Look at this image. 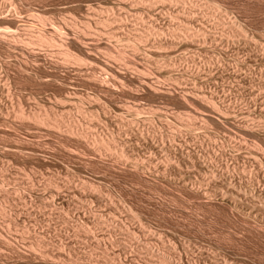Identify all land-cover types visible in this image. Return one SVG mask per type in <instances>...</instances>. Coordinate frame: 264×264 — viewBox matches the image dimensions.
<instances>
[{"label":"rangeland","instance_id":"rangeland-1","mask_svg":"<svg viewBox=\"0 0 264 264\" xmlns=\"http://www.w3.org/2000/svg\"><path fill=\"white\" fill-rule=\"evenodd\" d=\"M160 1L0 0V78H2L0 79V107H3L6 114L0 112V189L4 188V191L8 193L0 191L5 196L3 200L0 194V205H5V211H7L3 213L0 209V264H264V0H202L203 2L197 0L198 4L197 1L183 0L182 3H187L184 6L182 3L180 4L179 0V2L172 0L173 4L170 2L171 0ZM175 1L176 5H174ZM189 2L193 6L197 4V7L196 5L189 6ZM157 3L159 4L156 5ZM190 10L195 12L193 14L196 17L192 16L193 18L189 19L187 15L185 16V11L188 14ZM139 13L141 14L139 15ZM167 15H172L171 17L174 16V18H169L170 16ZM108 16L117 20V17H123V22H120L122 23L120 25L117 23L119 20L110 19L113 23L105 25L106 28H103L104 24L102 25L98 20ZM179 21L182 23L180 24ZM72 23L77 27H74ZM86 23H89L90 26L93 25L91 29L94 31L91 32L94 33L96 41L89 45L95 52L94 56L98 59L93 60L95 64L93 63L92 66L90 64H86L87 67L83 65L84 69L82 66L73 65V62L62 56L58 48L47 43L42 42L44 46L41 41L29 44L30 47H35L34 52H27L21 44L20 47L19 43L22 41L15 44L14 47L9 43L12 38L16 40V35L18 37H25L30 33L32 35L33 32L36 33L33 30L39 28L42 29L40 31L47 34H54L60 24L64 28L62 31L59 30L62 32L61 36L66 42L68 40L69 45L76 51L78 47H73L74 45L71 43L74 41V37L77 38L78 34L87 31ZM53 24H57V27L55 28ZM28 26L30 27L28 28ZM142 26L145 27L142 28ZM152 26L155 30L161 27L160 29L164 30L165 35L158 38L157 31L154 34L153 30L151 36L154 35L148 39L150 42L134 40L132 34L141 32L146 34L153 28ZM185 28L201 29L204 31L203 38L201 35L200 39L191 38L187 35ZM107 29L116 30V32L122 33V36L131 33V35L129 34L130 39L134 41L129 39L130 42L127 43L128 38L124 37L126 43H123L125 44L123 48L126 59L130 60L125 61L127 64H124L123 61L119 62L120 60L113 59L107 54L109 49H114L113 53H117L120 49V45H117L118 42L114 38L108 39V36L106 39L104 33ZM125 30L128 32H126L127 34L123 32ZM172 30L175 32L174 46L161 48L159 43L170 40L169 33ZM76 31L77 35H75ZM54 35L61 37L57 32ZM161 38L164 40L162 41ZM111 42H113V46ZM105 43H109L107 44L109 46H106ZM92 44L97 46L96 50ZM133 44L140 48L139 52L134 53ZM23 45L28 46L27 44ZM8 47L10 48L8 49ZM106 47L107 49L109 47L108 51ZM116 47L119 48L116 49ZM143 47L146 51L143 50ZM23 50L25 51L24 55ZM79 52L81 53L80 50ZM64 60L68 62H64ZM28 63L31 65L29 66ZM101 64L108 68V72H116L118 78L107 76L106 71L99 68L100 66L98 67ZM110 66L111 68H109ZM80 68L82 69L80 70ZM33 70L35 71L33 72ZM92 75L97 78L99 76V78H94ZM90 78L97 80L93 81ZM106 79L109 82L104 83ZM90 80H92L91 83ZM52 82L53 84H51ZM147 83L149 86L154 85L156 89L159 88V94L154 93ZM7 84L8 86H6ZM61 87L63 88L61 89ZM185 95L190 96V99ZM183 96L186 98L184 99ZM80 97H82L81 100ZM211 102L215 103L214 107ZM2 103H7V105L4 106L5 104ZM18 103L25 111L28 109L26 112L34 109L41 113L43 110L54 107L58 113H64L65 118L63 113L60 115L65 122L67 121L66 124L72 118L77 122L80 121L79 124H83L84 129L91 137L100 134L105 138L107 134L110 138L116 132L114 137L122 146L118 147L119 149L116 151L119 153L120 149L125 148L129 152L133 150L135 152H130L132 154L128 152L131 156L127 160V158H119L117 152L108 149L101 150V147L99 149V152L103 151L101 154L96 150L92 151L88 147H84L86 146L84 143L82 145L75 142V139L64 130L59 132L55 128L47 129L48 126L43 127L35 123L34 120L22 119L23 117L18 116V111H16L21 107ZM41 103L43 106L38 107ZM79 103L85 111L94 112L93 115L96 113L94 115L96 119L94 120L91 115L90 117L79 113L77 111L81 109ZM44 106L48 109H45ZM102 106L108 107L107 110L111 109L110 113L107 111L109 116L103 113ZM121 106L127 108L121 110L122 108H119ZM137 106L141 111L138 110L137 117L139 119L135 118L138 123L134 125L129 122V119L134 116L133 112L126 109L137 108ZM6 107L10 108L9 111ZM148 110L150 111L148 112ZM6 112H10V114ZM123 120L124 122H122ZM105 121L107 122L105 123ZM116 122L124 124L119 125L124 129L118 128ZM139 122L140 125H138ZM34 123L35 125H33ZM120 129H122L121 132L124 131L123 134L117 133V130ZM140 130H142V134L144 133L140 135L142 137L136 134L140 133ZM137 138L138 140H136ZM11 144L13 145L11 146ZM184 158L188 160L184 162ZM160 160L162 161L160 162ZM4 167L6 168L4 169ZM2 169L5 171L3 172ZM57 179L59 185L56 183L57 181L54 182ZM82 179L86 180V184ZM65 180L68 184L72 183L69 184V188L68 184L65 186ZM53 183L54 185H52ZM55 183L57 186L63 187L59 188V195L54 198V204L49 208L45 202L48 199L49 202L52 201L50 191L54 192ZM91 183L95 184V187L99 185L96 187L97 189L100 187V190L95 189L97 197L94 195V191L91 192L93 190L89 185ZM76 187L78 188L74 190ZM97 193L101 195L99 196ZM253 193L255 194L253 195ZM257 193L261 196L259 197ZM15 195L17 198L21 197V200L22 196L26 198L23 197L24 201H20ZM75 196L81 197L77 199ZM99 197L100 199H98ZM6 198L8 201L5 200ZM62 199L73 200L72 202L75 203H68ZM17 200L20 202L18 203ZM16 203L23 205L17 206ZM86 211L88 213L93 211L98 216L102 215L100 219L105 220L104 225L96 227L92 220L95 214L92 212L94 216L92 213L88 215ZM18 213H20L18 215L20 217L17 216ZM27 213L33 218L29 219L28 217V220ZM24 214L27 215L24 216ZM33 214L36 216L35 218ZM89 219L92 221L90 222ZM83 222L87 223L83 225ZM59 229H62V233L59 232ZM6 239L9 240V245ZM3 240L6 241V245Z\"/></svg>","mask_w":264,"mask_h":264},{"label":"bare ground","instance_id":"bare-ground-1","mask_svg":"<svg viewBox=\"0 0 264 264\" xmlns=\"http://www.w3.org/2000/svg\"><path fill=\"white\" fill-rule=\"evenodd\" d=\"M137 1H138V0H137ZM158 1H160V0H158ZM164 1H165V0H164ZM164 1H163V2H164ZM173 1H174V0H173ZM173 1L171 0L170 2H172V4H173V3H174ZM179 1H180V4H181V3L184 2L185 0H184V1H183V0H182V1L179 0ZM179 1L177 0V2H179ZM193 1H197V0H193ZM139 2H140V1H139ZM160 2H161V1H160ZM177 2L175 1V4H174V5H176ZM191 2H192V0H191ZM191 2H189V3H190V5L188 4L189 6L192 5ZM201 2H203V1L201 0ZM143 3H144V1H143ZM147 3H148V2H147ZM147 3H146V4H147ZM152 3H154V2L152 1ZM155 3H156V2H155ZM195 3H196V2H195ZM90 4H91V3H90ZM136 4H137V3H136ZM158 4H159V3H157L156 5H158ZM160 4H161V3H160ZM178 4H179V3H178ZM182 4H183V6H184L185 4L187 5V3H182ZM197 4H198V1H197ZM197 4H195L196 7H197ZM98 5H99V4H98ZM153 5H154V4H153ZM161 5H162V4H161ZM195 5H194V6H195ZM209 5H210V4H209ZM103 6H104V4H103ZM146 6H147V5H146ZM163 6H164V5H163ZM180 6H181V5H180ZM192 6H193V5H192ZM194 6H193V7H194ZM202 6H203V3H202ZM213 6H214V5H213ZM88 7H90V6H88ZM88 7H87V8H88ZM151 7H152V6H151ZM151 7H149V8L152 10L153 7H152V8H151ZM198 7H199V5H198ZM203 7H204V6H203ZM216 7H217V4H216ZM94 8H96V7L94 6ZM154 8H155V7H154ZM161 8H162V7H161ZM184 8H185V7H184ZM184 8H183V9H184ZM191 8H192V7H191ZM219 8H220V7H219ZM98 9H99V8H98ZM156 9H157V8H156ZM158 9H159V8H158ZM158 9H157V10H158ZM178 9H179V8H178ZM181 9H182V7H181ZM186 9H187V8H186ZM193 9H194V8H193ZM96 10H97V9H96ZM101 10H103V9H101ZM112 10H113V9H112ZM120 10H122V9H120ZM124 10H125V9H124ZM93 11H94V10H93ZM107 11H108V10H107ZM187 11H188V10H187ZM187 11H185V13H184V12H183V13L185 14V16L187 15V17H189V19H191L192 16H195V15L193 14L194 11L192 12V11L190 10L188 14L186 13ZM89 12H90V11H89ZM94 12H95V11H94ZM104 12H105V11H104ZM104 12H102V13L104 14ZM127 12H128V11H127ZM158 12H159V11H158ZM170 12H171V11H170ZM177 12H178V11H177ZM199 12H200V11H199ZM91 13H92V12H91ZM105 13H106V12H105ZM109 13L111 14V12H109ZM113 13H114V12H113ZM148 13H149V12H148ZM150 13H151V12H150ZM178 13H179V12H178ZM180 13H182V12H180ZM183 13H182V14H183ZM194 13H195V12H194ZM34 14H35V13H34ZM34 14H33V15H34ZM97 14H98V13H97ZM99 14H100V12H99ZM119 14H120V13H119ZM140 14H141V13H139V15H140ZM156 14H157V13H156ZM159 14H160V13H159ZM161 14H162V13H161ZM205 14H206V13H205ZM85 15H87V14H85ZM94 15H95V14H94ZM104 15H105V14H104ZM111 15H112V14H111ZM116 15H118V14H116ZM139 15H138V16H139ZM142 15H143V14H142ZM179 15H180V14H179ZM36 16H37V15H36ZM100 16H101V15H100ZM100 16H99V17H100ZM105 16H106V15H105ZM124 16H126V15H124ZM161 16H162V15H161ZM167 16H170V15H167ZM171 16H172V15H171ZM171 16H170L169 18H172ZM206 16H207V14H206ZM41 17H42V16H41ZM90 17H91V15H90ZM115 17H116V16H115ZM159 17H160V15H159ZM164 17H165V16H164ZM164 17H163V18H164ZM181 17H183V16H181ZM195 17H196V16H195ZM209 17H211V16H209ZM88 18H89V17H88ZM88 18H87V19H88ZM93 18H96V17H93ZM93 18H92V19H93ZM117 18H118V20H119V22H117V23L123 22V19H122L123 17H117ZM154 18H155V17H154ZM154 18H153V20H154ZM173 18H174V16H173ZM173 18H172V19H173ZM192 18H193V17H192ZM6 19H7V18H6ZM41 19H42V18H41ZM77 19H78V18H77ZM77 19H75V20H77ZM96 19H97V18H96ZM98 19H100V18H98ZM110 19H113V18H112V17L110 18V17L108 16V17H105V18H103V19L101 18V20H98V21H100L102 25L104 24V26H105V25H109L110 23H113V21H118V20L115 19V18H114L115 20L113 19V21L110 20ZM127 19H128V18H127ZM132 19H133V18H132ZM144 19H145V18H144ZM144 19H143V20H144ZM148 19H149V18H148ZM186 19H187V18H186ZM194 19H195V18H194ZM197 19H198V18H197ZM73 20H74V19H73ZM79 20H80V19H79ZM89 20H90V18H89ZM151 20H152V19H151ZM157 20H158V19H157ZM162 20H163V19H162ZM178 20H179V19H178ZM68 21H70V20H68ZM80 21H81V20H80ZM87 21H88V20H87ZM98 21H97V22H98ZM129 21H131V20H129ZM140 21H141V19H140ZM166 21H167V20H166ZM175 21H176V20H175ZM41 22H42V21H41ZM52 22H53V21H52ZM71 22H72V20H71ZM82 22H83V21H82ZM85 22H86V21H85ZM88 22H90V21H88ZM100 22H99V23H100ZM138 22H139V20H138ZM173 22H174V20H173ZM189 22H190V21H189ZM189 22H188V23H189ZM50 23H51V22H50ZM58 23H59V22H58ZM58 23H57V24H58ZM73 23H74V22H73ZM73 23H72V24H73ZM130 23H131V22H130ZM142 23H143V22H142ZM144 23H145V22H144ZM150 23H151V22H150ZM152 23H153V22H152ZM154 23H155V22H154ZM177 23H178V22H177ZM179 23H180V21H179ZM181 23H182V22H181ZM181 23H180V24H181ZM183 23H184V22H183ZM194 23H195V22H194ZM197 23H198V22H197ZM57 24H56V25H57ZM72 24H71V25H72ZM82 24H83V23H82ZM82 24H81V25H82ZM86 24H87V26L85 25V27H86L85 29H87V31H85V33L82 32L83 34H78V36H76L77 38L74 37V41H72V43H71V44L74 45L73 47H75V46L78 47V49L81 51V53L79 52V50H78L77 48H75V49L78 50V51L76 50V51H77V52H76V51L74 50V48H72L71 45H69L68 40H67V42H66V40L61 36V33H62V32H60L59 30L62 31V29H64V28L62 27L63 25L61 26L60 24H59V27H57V26L54 25V24H53V25H54L55 28L57 27V28H56V31L54 30V31H55L54 34L57 32L61 37H58L57 35H54V34H52V33L47 34L46 32L40 31V30H42V29L39 28L38 30H33V31H36V33H34V32L32 31V32H33L32 35H31V33H30L29 35L27 34V36H25V37H24V36H23V37H22V36H19V37H18V35H16V38L14 37L16 40H14L13 38H12V40H9V39H8V40H9V43H10V44H13L12 47H14L15 44L17 45L19 42L22 41L21 43H19V46H20V44H21V45L23 46V49H26L27 52H34V51H35V49H34L35 47L32 45V46L34 47V48H32V47H30L31 45L29 46V44H34V42L37 43L38 41H41V43H42V42L47 43V44H49V45L54 46V48H58V49H59V52L62 54V56H64L65 59L70 60L71 62H73V65H79L78 67L82 66V68H83V65L85 66L86 64H90L91 66L94 65V64H95L94 61L98 59V58H96V56H94L95 52H94V50L90 47L91 45H89V44H91L92 42L94 43V41H96V40H95V35H94V33H92L94 30L92 31V29H91V28L93 27V25L90 26L89 23H86ZM94 24H95V23H94ZM115 24H116V23H115ZM121 24H122V23H120V25H121ZM137 24H138V23H137ZM137 24H135V25L137 26ZM156 24H157V23H156ZM159 24H160V23H159ZM198 24H199V23H198ZM65 25H67V24L65 23ZM73 25H74V24H73ZM99 25H100V24H99ZM117 25H118V24H117ZM146 25H147V23H146ZM146 25H145V26H146ZM151 25H152V24H151ZM151 25H150V26H151ZM188 25H190V24H188ZM188 25H187V26H188ZM68 26H69V25H68ZM138 26H139V25H138ZM145 26H144V27H145ZM29 27H30V26H28V28H29ZM32 27H33V26H32ZM44 27H45V26H44ZM46 27H48V26L46 25ZM52 27H53V26H52ZM52 27H51V28H52ZM54 27H53V28H54ZM60 27H61V29H60ZM69 27H70V26H69ZM74 27H77V25H74ZM79 27L81 28V26H79ZM99 27H100V26H99ZM119 27H122V26H119ZM125 27H126V26H125ZM125 27H124V28H125ZM131 27H134V26H131ZM144 27L142 26V28H144ZM152 27H153V26H152ZM162 27H163V26H162ZM238 27H239V26H238ZM238 27H237V28H238ZM41 28H42V25H41ZM48 28H49V27H48ZM55 28H54V29H55ZM80 28H79V29H80ZM103 28H106V26L103 27ZM107 28H108V27H107ZM127 28H128V27H127ZM127 28H126V29H127ZM129 28H130V27H129ZM153 28H154V27H153ZM153 28L150 29V30H148V32H147L146 34H143L142 32L136 34V33L133 32L134 34H132V35H134V36H133L134 40H136V41H140V42H142V41L146 42V40L150 39L149 37H152V36L155 34V31H157V32H156V35H157L158 38H160L159 36L162 37V35H165V33H163L164 30H163V29H160L161 27H160V28H157L156 30H155V28H154V29H153ZM168 28H169V27H168ZM237 28H236V29H237ZM240 28L242 29V27H240ZM26 29H27V28H26ZM32 29H33V28H32ZM36 29H37V28H36ZM70 29H71V28H70ZM75 29H76V28H75ZM77 29H78V28H77ZM81 29H84V28L82 27ZM94 29H96V28H94ZM97 29H99V28H97ZM108 29H110V27H109ZM108 29H107V30H108ZM116 29H117V28H116ZM122 29H123V28H122ZM136 29H137V28H136ZM148 29H149V28H148ZM169 29H170V28H169ZM169 29H168V30H169ZM236 29H235V30H236ZM68 30H69V29H68ZM107 30H106L105 33L103 32V33L106 35V39H107L108 36H109L108 39L114 38V39L118 42V44H117L116 42H115V43H116L117 45H120V49H118L119 47H118V48L116 47V49H118V52H117V53H113L114 49H112V50H113V51H112V50H110L109 47H108V49H109V51H108V49H107V47H106L108 53H107L106 51H105V52H106L108 55H110L109 57L112 56L113 59L115 58V59L118 60V61L120 60L119 62H122V61H123L124 64H127V62H125V61H128L129 59H128V60L126 59L125 51H124V48H123V47L125 46V44H123V43H126V41H124V37H125L126 39L128 38L127 43L130 42L129 39L131 38V36H130L131 33H129V34H130V35H129V34H127L128 32L125 30V31H123V32H125V33L127 32V33H126L127 35L125 36V34H123V36H122V35H121L122 33L120 34L119 32H116V30H108V31H107ZM153 30H154V34L151 36V33H153ZM170 30H171V29H170ZM175 30H176V29H175ZM185 30H186L187 35L190 36L191 38L193 37V39H195V38H196V39H200V38H199L200 35H201L202 38H203V35H204V34L202 35V33H204V31H202L201 29H198V28H187V29H186V28H185ZM46 31H47V30H46ZM73 31H74V29H73ZM83 31H84V30H83ZM91 31H92V32H91ZM98 31H99V30H98ZM117 31H118V30H117ZM119 31H120V30H119ZM128 31H129V30H128ZM130 31H131V30H130ZM133 31H134V30H133ZM140 31H141V29H140ZM146 31H147V30H146ZM165 31H166V30H165ZM242 31H244V30H242ZM47 32H48V31H47ZM59 32H60V33H59ZM74 32H75V31H74ZM74 32H73V34H74ZM95 32H96V30H95ZM180 32H181V31H180ZM70 33H71V31H70ZM77 33H78V32L76 31L75 35H77ZM80 33H81V32H80ZM96 33H97V32H96ZM98 33L100 34V32H98ZM101 33H102V32H101ZM174 33H175L174 30H172V32L169 33L170 36H171V38H170V36H169L170 40H166V41L163 42V43H162V42L159 43L160 46H161V48H166V46H170V45L174 46V45H173V44H174V38H175V36H174L175 34H174ZM234 33H235V32H234ZM135 34H136V35H135ZM184 34H185V33H184ZM23 35H24V33H23ZM30 35H31V36H30ZM34 35H35V36H34ZM69 35H70V34H69ZM71 35H72V34H71ZM233 35H234V34H233ZM13 36H14V35H13ZM97 36H98V35H97ZM102 36H103V35H102ZM127 36H130V37H127ZM176 36H177V35H176ZM184 36H185V35H184ZM3 37H4V36H3ZM17 37H18V38H17ZM66 37H67V36H66ZM166 37H167V36H166ZM185 37H186V36H185ZM194 37H195V38H194ZM6 38H7V37H6ZM177 38H178V37H177ZM211 38H212V37H211ZM215 38H216V37H215ZM71 39H72V38H71ZM97 39L99 40V37H98ZM101 39H102V37H101ZM186 39H187V38H186ZM189 39H190V38H189ZM196 39H195V40H196ZM0 40H1V38H0ZM5 40H6V39H5ZM92 40H93V41H92ZM130 40H132V39H130ZM134 40H132V41H134ZM161 40H162V38H161ZM163 40H164V39H163ZM163 40H162V41H163ZM195 40H194V41H195ZM2 41H3V40H2ZM36 41H37V42H36ZM69 41H70V40H69ZM111 41H113V40H111ZM148 41H149V40H148ZM153 41H154V40H153ZM153 41H152V42H153ZM180 41H181V40H180ZM186 41H187V40H186ZM186 41H185V42H186ZM199 41H200V40H199ZM213 41H214V40H213ZM23 42H24V43H23ZM32 42H33V43H32ZM70 42H71V41H70ZM144 42H143V43H144ZM149 42H150V41H149ZM158 42H159V41H158ZM176 42H177V41H176ZM182 42H183V41H182ZM195 42H196V41H195ZM38 43H39V42H38ZM98 43H99V42H98ZM101 43H102V42H101ZM101 43H100V44H101ZM109 43H110V42H109ZM109 43H107V44H109ZM112 43H113V42H111V45L113 46ZM133 43H134V42H133ZM153 43H154V42H153ZM180 43H181V42H180ZM187 43H188V42H187ZM221 43H222V42H221ZM223 43H224V42H223ZM4 44H5V42H4ZM23 44H27L28 46L23 45ZM105 44H106V43H105ZM105 44H104V45H105ZM107 44H106V46H109V45H107ZM134 44H135V43H134ZM134 44H133L134 47L132 46L134 53L139 52V51H140V48H139L137 45H134ZM141 44H142V43H141ZM141 44H140V45H141ZM144 44H145V43H144ZM175 44H176V43H175ZM188 44H189V43H188ZM36 45H37V44H36ZM42 45L44 46L43 43H42ZM93 45H94V44H92V46H93ZM101 45H102V44H101ZM130 45H131V43H130ZM180 45H181V44H180ZM6 46H7V45H6ZM9 46H10V45H9ZM40 46H41V45H40ZM45 46H46V45H45ZM47 46H48V45H47ZM55 46H56V47H55ZM94 46H95V47H94V49H95L97 46H96V45H94ZM99 46H100V45H99ZM157 46H158V45H157ZM164 46H165V47H164ZM181 46H182V45H181ZM20 47H21V46H20ZM37 47H39V46L37 45ZM146 47H147V46H146ZM182 47L184 48V46H182ZM9 48H10V47H8V49H9ZM41 48H42V47H41ZM48 48H49V47H48ZM98 48H99V47H98ZM111 48H112V47H111ZM126 48H127V46H126ZM126 48H125V49H126ZM143 48H144V47H143ZM150 48H151V47H150ZM153 48H154V47H153ZM179 48H180V46H179ZM37 49H38V48H37ZM39 49H40V47H39ZM99 49H100V48H99ZM127 49H128V48H127ZM176 49H177V48H176ZM187 49H188V48H187ZM12 50H13V48H12ZM15 50H16V49H15ZM95 50H96V49H95ZM101 50H102V49H101ZM141 50H142V49H141ZM143 50H145V48H144ZM154 50H155V49H154ZM159 50H160V49H159ZM164 50H166V49H164ZM168 50H169V49H168ZM16 51H17V50H16ZM21 51H22V50H21ZM45 51H46V50H45ZM45 51H44V53H45ZM52 51H53V49H52ZM52 51H51V52H52ZM82 51H83V52H82ZM102 51H103V50H102ZM102 51H101V52H102ZM130 51H131V50H130ZM145 51H146V50H145ZM151 51H152V49H151ZM157 51H158V50H157ZM36 52H37V51H36ZM36 52H35V53H36ZM38 52H39V50H38ZM42 52H43V51H42ZM105 52H104V53H105ZM126 52H127V51H126ZM131 52H132V51H131ZM24 53H25V51L23 50V55H24ZM97 53H98V52H97ZM27 54H28V53H27ZM143 54H144V53H143ZM148 54H149V53H148ZM28 55H29V54H28ZM28 55H27V56H28ZM96 55H97V54H96ZM105 55H106V54H105ZM128 55H129V54H128ZM138 55H139V54H138ZM145 55H147V54L145 53ZM40 56H41V55H40ZM40 56H39V57H40ZM45 56H46V54H45ZM59 56H60V54H59ZM134 56H136V55H134ZM140 56H141V55H140ZM28 57H29V56H28ZM34 57H35V56H34ZM47 57H48V56H47ZM49 57H50V56H49ZM97 57H100V56H97ZM107 57H108V56H107ZM109 57H108V58H109ZM141 57H142V56H141ZM146 57H148V56H146ZM153 57H154V56H153ZM40 58H41V57H40ZM50 58H51V57H50ZM59 58H60V57H59ZM95 58H96V59H95ZM104 58H105V56H104ZM34 59H35V58H34ZM45 59H47V58H45ZM52 59H53V57H52ZM56 59H57V58H56ZM94 59H95V60H94ZM133 59H134V58H133ZM143 59H144V58H143ZM26 60H27V59H26ZM93 60H94V61H93ZM36 61H37V60H36ZM59 61H61V60H59ZM65 61H66V60H64V62H65ZM101 61H102V60H101ZM129 61H130V60H129ZM24 62H26V61H24ZM28 62H29V61H28ZM33 62H34V61H33ZM38 62H39V64H40V61H38ZM50 62H51V61H50ZM53 62H54V61H53ZM66 62H68V61H66ZM107 62H108V61H107ZM133 62H134V61H133ZM163 62H164V61H163ZM34 63H35V62H34ZM41 63H42V62H41ZM74 63H75V64H74ZM93 63H94V64H93ZM98 63H99V62H97V64H98ZM105 63H106V62H105ZM134 63H135V62H134ZM134 63H133V64H134ZM159 63H160V62H159ZM24 64H25V63H24ZM28 64H29V63H28ZM35 64H36V63H35ZM39 64H38V65H39ZM68 64H70V63H68ZM97 64H96V67H97ZM99 64H100V63H99ZM162 64H163V63H162ZM162 64H161V65H162ZM30 65H31V64H29V66H30ZM63 65H64V64H63ZM103 65H104V63H103ZM105 65H106V64H105ZM111 65H112V64H111ZM115 65H116V64H115ZM130 65H132V64H130ZM136 65H137V64H136ZM25 66H26V65H25ZM29 66H28V67H29ZM32 66H33V65H32ZM58 66H59V65H58ZM68 66H69V65H68ZM99 66H100V67H99ZM107 66H108V65H107ZM124 66H125V65H124ZM124 66H123V67H124ZM133 66L135 67V65H133ZM137 66H138V65H137ZM23 67H24V65H23ZM23 67H22V68H23ZM73 67H74V66H73ZM85 67H87V65H86ZM94 67H95V66H94ZM96 67H95V68H96ZM98 67L101 68V69H103V70H105V71H106L105 73L108 74L107 76H109V77L111 76V77L114 78V79L118 78L116 72H108V68H106L105 66H102V64H101V65H98ZM127 67H128V66H127ZM33 68H34V67H33ZM35 68H36V67H35ZM39 68H40V67H39ZM54 68H55V67H54ZM82 68H80V70H81ZM89 68H90V67H89ZM109 68H111V66H110ZM114 68H115V67H114ZM116 68H118V67H116ZM120 68H122V67H120ZM130 68H133V67H130ZM130 68H129V69H130ZM138 68H139V67H138ZM36 69H37V68H36ZM40 69H41V68H40ZM57 69H58V68H57ZM69 69H70V67H69ZM83 69H84V68H83ZM91 69H92V68H91ZM122 69H123V68H122ZM110 70H111V69H110ZM118 70H119V69H118ZM133 70H134V69H133ZM137 70H138V69H137ZM21 71H22V70H21ZM24 71H25V69H24ZM24 71H23V72H24ZM34 71H35V70H33V72H34ZM56 71H57V70H56ZM126 71H127V70H126ZM26 72H28V71H26ZM40 72H41V70H40ZM52 72H53V71H52ZM88 72H89V71H88ZM100 72H101V71H100ZM141 72H142V71H141ZM36 73H37V72H36ZM93 73H95V72L93 71ZM118 73H119V72H118ZM121 73H122V72H121ZM143 73H144V72H143ZM55 74H56V73H55ZM84 74H85V73H84ZM98 74H99V73H98ZM101 74H102V73H101ZM137 74H138V73H137ZM137 74H136V75H137ZM145 74H146V73H145ZM147 74H148V73H147ZM28 75H29V74H28ZM38 75H39V74H38ZM38 75H37V76H38ZM41 75H42V73H41ZM44 75H46V74H44ZM94 75H95V74H94ZM99 75H100V74H99ZM105 75H106V74H105ZM138 75H139V74H138ZM148 75H149V74H148ZM29 76H30V75H29ZM47 76H48V75H47ZM51 76H53V75H51ZM51 76H50V77H51ZM55 76H56V75H55ZM92 76H93V75H92ZM93 77H94V76H93ZM121 77H122V76H121ZM144 77H147V76L144 75ZM33 78H35V77H33ZM57 78H59V77H57ZM94 78H97V77H94ZM98 78H99V76H98ZM98 78H97V79H98ZM106 78H107V77H106ZM119 78H120V77H119ZM140 78H141V77H140ZM140 78H139V80H140ZM0 79H2V78H0ZM30 79H31V78H30ZM39 79H40V78H39ZM43 79H44V78H43ZM43 79H42V81H43ZM49 79H50V78H49ZM55 79H56V78H55ZM59 79H60V78H59ZM90 79L93 80V78H90ZM97 79H95V80H93V81H96ZM142 79H143V77H142ZM7 80H8V79H7ZM44 80H45V79H44ZM47 80H48V79H47ZM84 80H85V79H84ZM88 80H89V78H88ZM92 80H90L89 82L91 83ZM99 80H100V79H99ZM109 80H111V79H109ZM117 80H118V79H117ZM121 80H122V79H121ZM121 80H120V81H121ZM137 80H138V79H137ZM139 80H138V81H139ZM143 80H144V79H143ZM150 80H151V79H150ZM150 80H149V82H150ZM1 81H2V80H1ZM28 81H29V80H28ZM30 81H31V80H30ZM38 81H39V80H38ZM101 81H102V80H101ZM101 81H100V82H101ZM115 81H116V80H115ZM138 81H137V82H138ZM151 81H152V80H151ZM6 82H8V81H6ZM25 82H26V81H25ZM44 82H45V81H44ZM54 82H55V81H54ZM58 82H60V81H58ZM98 82H99V81H98ZM107 82H109L108 79H106V81L104 80V83H107ZM117 82H118V81H117ZM123 82H124V81H123ZM129 82H131V81H129ZM134 82H135V81H134ZM147 82H148V81H147ZM0 83H1V82H0ZM4 83H5V82H4ZM37 83H38V82H37ZM66 83H67V82H66ZM102 83H103V82H102ZM111 83H112V82H111ZM111 83H110V84H111ZM113 83H115V82H113ZM131 83H132V82H131ZM38 84H40V83H38ZM43 84H44V83H43ZM51 84H53V82H52ZM54 84H55V83H54ZM59 84H61V83H59ZM88 84H89V83H88ZM93 84H94V83H93ZM93 84H92V85H93ZM98 84H99V83H98ZM120 84H121V83H120ZM123 84H124V83H123ZM123 84H122V86L125 85V84H124V85H123ZM147 84H148V83H147ZM153 84H155V83H153ZM30 85H31V84H30ZM75 85H76V84H75ZM84 85H85V84H84ZM6 86H8V84H7ZM23 86H24V85H23ZM39 86H40V85H39ZM43 86H44V85H43ZM46 86H47V85H46ZM54 86H55V85H54ZM57 86H58V85H57ZM60 86H61V85H60ZM70 86H71V85H70ZM93 86H94V85H93ZM97 86H98V85H97ZM99 86H100V85H99ZM110 86H111V85H110ZM110 86H109V87H110ZM126 86H127V85H126ZM129 86H130V85H129ZM134 86H135V85H134ZM141 86H142V85H141ZM144 86H145V85H144ZM148 86H149V84H148ZM152 86H154V85H152ZM152 86H151V85L149 86L150 89H151L154 93L159 94V93H158V92H159V90H158L159 88L156 89L155 86H154V87H152ZM40 87H41V86H40ZM40 87H39V88H40ZM67 87H68V86H67ZM130 87H131V86H130ZM136 87H137V86H136ZM21 88H22V87H21ZM44 88H45V87H44ZM57 88H58V87H57ZM62 88H63V87H61V89H62ZM102 88H103V87H102ZM115 88H117V87H115ZM8 89H9V88H8ZM59 89H60V88H59ZM68 89H69V88H68ZM117 89H118V88H117ZM66 90H67V89H66ZM102 90H103V89H102ZM102 90H101V91H102ZM147 90H148V89H147ZM151 90H149V91H151ZM10 91H11V90H10ZM77 91H78V90H77ZM99 91H100V90H99ZM99 91H98V92H99ZM169 91H170V90H169ZM8 92H9V91H8ZM73 92H74V91H73ZM105 92H106V91H105ZM153 92H152V94H153ZM161 92H163V91L161 90ZM161 92H160V93H161ZM64 93H65V92H64ZM145 93H146V92H145ZM147 93H148V92H147ZM167 93H168V92H167ZM70 94H71V93H70ZM70 94H69V95H70ZM107 94H108V93H107ZM149 94H150V92H149ZM161 94H162V93H161ZM186 94H187V92H186ZM9 95H10V94H9ZM77 95H78V94H77ZM87 95H88V94H87ZM91 95H93V94H91ZM103 95H104V92H103ZM108 95H109V94H108ZM181 95H182V94H181ZM70 96H72V95H70ZM78 96H79V95H78ZM88 96H89V95H88ZM101 96H102V95H101ZM134 96H135V95H134ZM136 96H137V94H136ZM141 96H142V95H141ZM149 96H151V95H149ZM153 96H154V95H153ZM156 96H157V95H156ZM185 96H186V95H185ZM187 96H188V95H187ZM187 96H186V97H187ZM199 96H200V95H199ZM201 96H202V95H201ZM82 97H83V96H82ZM82 97H80V100L82 99ZM90 97H91V96H90ZM112 97H113V96H112ZM138 97H139V96H138ZM163 97H164V96H163ZM186 97H185V98H186ZM189 97H190V96H189ZM189 97H187V98L190 99ZM28 98L30 99V97H28ZM83 98H84V97H83ZM85 98H86V97H85ZM91 98H93V97H91ZM139 98H140V97H139ZM179 98H180V97H179ZM183 98H184V96H183ZM185 98H184V99H185ZM195 98H196V97H195ZM197 98H199V97H197ZM205 98H206V97H205ZM9 99H10V98H9ZM31 99H32V98H31ZM59 99H60V98H59ZM59 99H58V100H59ZM66 99H67V98H66ZM71 99H72V98H71ZM77 99H79V98H77ZM86 99H87V98H86ZM93 99H95V98H93ZM98 99H99V98H98ZM101 99H102V98H101ZM140 99H141V98H140ZM203 99H204V98H203ZM10 100H11V99H10ZM60 100H61V99H60ZM60 100H59V101H60ZM200 100H201V99H200ZM211 100H212V99H211ZM1 101H2V100H1ZM25 101L27 102L26 99H25ZM35 101H36V100H35ZM72 101H73V100H72ZM72 101H71V103H72ZM88 101H89V100H88ZM99 101H100V100H99ZM183 101H185V100H183ZM203 101H204V100H203ZM206 101H207V100H206ZM4 102H5V101H4ZM11 102H12V101H11ZM67 102H68V101H67ZM21 103H22V102H21ZM28 103H30V102H28ZM28 103H27V104H28ZM33 103H34V102H33ZM60 103H61V102H60ZM64 103H65V102H63V104H64ZM77 103H78V102H77ZM77 103H76V104H77ZM80 103H82V102H80ZM80 103H79V105H80ZM105 103H106V102H105ZM207 103H208V102H207ZM2 104H5V103H2ZM30 104H31V103H30ZM65 104H66V103H65ZM68 104H69V103H68ZM74 104H75V103H74ZM101 104L104 105V103H101ZM119 104H120V103H119ZM119 104H118V105H119ZM211 104H212L213 107L215 106V105H214L215 103H212V102H211ZM6 105H7V103H6L4 106H6ZM15 105H16V104H15ZM18 105H19V107L21 106L19 103H18ZM41 105H42V103H41L40 105H38V107L41 106ZM83 105H84V104H83ZM83 105H82V106H83ZM118 105H117V106H118ZM126 105H127V104H126ZM206 105H207V104H206ZM1 106H3V105H1ZM34 106H35V104H34ZM42 106H43V105H42ZM68 106H69V105H68ZM76 106H77V105H76ZM87 106H88V105H87ZM106 106H107V104H106ZM106 106H102V107H103V111H104L103 113H105V115H108V112L110 113L109 110H111V109L107 110L108 107L106 108ZM117 106H116V107H117ZM124 106H125V105H124ZM212 106H211V107H212ZM7 107H8V106H7ZM7 107H6V108H7ZM12 107H13V106H12ZM19 107H18V109H19ZM44 107H45V106H44ZM44 107H43V108H44ZM48 107H49V105H48ZM66 107H67V106H66ZM80 107H81V105H80ZM114 107H115V105H114ZM4 108H5V107H4ZM34 108H35V107H34ZM36 108H37V107H36ZM46 108H47V107H45V109H46ZM58 108H60V107H58ZM61 108H62V107H61ZM119 108H120V109L122 108L121 110H123V109L125 110V108H127V107L123 108V107L121 106V107H119ZM119 108H118V110L120 111ZM128 108H129V107H128ZM138 108H139V107L137 106V108H133V109H132V108H129V109H126V110H128L129 112L132 111V112H133L132 115L135 116V114H136L135 117L133 116L131 119H129V122H130V123H134V125H135V123H138V121H137L135 118L139 119V117H137V115H139V112H138L139 109H138ZM7 109H8V111H9L10 108H7ZM7 109H6V110H7ZM12 109H13V108H12ZM25 109H26V108H25ZM47 109H48V108H47ZM53 109H54V107H53V108H49L48 110H43V112H41V113H40V112H37V110L35 111L34 109H33V111H30V112L28 111V112H26L28 109L25 111V110L23 109V107L21 106L20 109H19V110H16V111H18V116L20 115V117H23L22 119H27V121H31V120L33 121V120H34L35 123H38L39 125H42L43 127H44V126H48L47 129H49V127H50V128H55V129H56L57 131H59V132H62V131L64 130L65 132L68 133V135L72 136V138L75 139V142H77V143L79 142L80 144L84 143V144L86 145V146H84V147H88V149H90V150H92V151H93V150H96V152H97V151L99 152V151H100L99 149H100V147H101V150H102V149H105V150L108 149V150H110V151H112V152H113V151H114V152H117L116 150L119 149L118 147H122L121 144H120L119 142H117L116 137H114V134H116V132H114L113 134L111 133L112 135H111L110 138L108 137L107 134H106V137H105V138H104L103 135L101 136L100 134H97V135L95 134L93 137H91L90 135H88L89 133L86 132V130L84 129L83 124H82V123L79 124V122H80L79 120H78L79 122H77L76 119L73 120L74 118H72V120L68 121L69 123L66 124L67 121L65 122V120L62 119V118L64 117V113H63V112L58 113V111H57L56 109H54V110H53ZM77 109H78V108H77ZM83 109H84V108H83ZM83 109H82V107H81V109H79V110H77V111H78L79 113L81 112V114H83L84 116H87V115L90 116V115H91L92 118H94V120L96 119L95 116H94L96 113L93 115L94 112L89 113L88 111H85V109H84V110H83ZM141 109H142V108H141ZM151 109H152V107H151ZM14 110H15V109H14ZM14 110H13V112L15 113ZM55 110H56L57 112H56ZM115 110H117V109H115ZM156 110H157V109H156ZM38 111H39V110H38ZM41 111H42V110H41ZM65 111H66V110H65ZM67 111H68V110H67ZM107 111H108V112H107ZM139 111H141V110H139ZM149 111H150V110H148V112H149ZM152 111H153V110H152ZM0 112H1V113H4V111H3V107H0ZM106 112H107V113H106ZM132 112H131V113H132ZM134 112H135V113H134ZM144 112H145V111H144ZM146 112H147V111H146ZM153 112H154V111H153ZM1 113H0V114H1ZM6 113H7V114H8V113L10 114V112H6ZM61 113H63V117L61 116V115H62ZM65 113H66V112H65ZM67 113H68V112H67ZM125 113H127V112H125ZM159 113H160V112H159ZM4 114H5V113H4ZM11 114H12V113H11ZM16 114H17V113H16ZM60 114H61V115H60ZM69 114H70V113H69ZM77 114H78V113H77ZM115 114H116V113H115ZM123 114H124V113H123ZM129 114H130V113H129ZM140 114H141V113H140ZM146 114H147V113H146ZM163 114H164V113H163ZM5 115H6V114H5ZM71 115H72V114H71ZM105 115H104V116H105ZM119 115H120V117H121V114H119ZM132 115H131V116H132ZM144 115H145V114H144ZM189 115H190V114H189ZM0 116H1V115H0ZM3 116H4V115H3ZM10 116H11V115H10ZM67 116H69V115H67ZM91 116H90V117H91ZM108 116H109V115H108ZM116 116L118 117V115H116ZM116 116H115V117H116ZM140 116H141V115H140ZM193 116H194V115H193ZM6 117H7V116H6ZM11 117H12V116H11ZM13 117H14V116H13ZM15 117H16V116H15ZM20 117H19V118H20ZM61 117H62V118H61ZM73 117H74V116H73ZM90 117H89V118H90ZM98 117H99V116H98ZM98 117H97V118H98ZM120 117H119V120H121ZM122 117H123V116H122ZM145 117H146V116H145ZM163 117H164V116H163ZM191 117H192V116H191ZM3 118H4V117H3ZM17 118H18V117H17ZM19 118H18V119H19ZM64 118H65V117H64ZM77 118H78V117H77ZM92 118H91V119H92ZM99 118H100V117H99ZM99 118H98V119H99ZM124 118H125V117H124ZM140 118H141V117H140ZM147 118H148V117H147ZM166 118H167V117H166ZM185 118H187V117H185ZM0 119H1V118H0ZM4 119H5V118H4ZM4 119H3V120H4ZM6 119H7V118H6ZM20 119H21V118H20ZM91 119H89V120L91 121ZM122 119H123V118H122ZM144 119L146 120V118H144ZM187 119H188V118H187ZM191 119H192V118H191ZM7 120H8V119H7ZM82 120H83V119H82ZM87 120H88V119H87ZM92 120H93V119H92ZM112 120H113V119H112ZM145 120H144V121H145ZM167 120H168V119H167ZM22 121H23V120H22ZM98 121H99V120H98ZM101 121H102V120H101ZM139 121H140V120H139ZM164 121H165V120H164ZM187 121H188V120H187ZM4 122H6V121H4ZM23 122H24V121H23ZM91 122H92V121H91ZM106 122H107V121H105V123H106ZM122 122H124V120H123ZM125 122H126V120H125ZM145 122H147V121H145ZM29 123H30V122H29ZM32 123H33V122H32ZM35 123H34L33 125H35ZM116 123H117V122H116ZM130 123H129V124H130ZM23 124H24V123H23ZM102 124H104V123H102ZM107 124H108V123H107ZM117 124H118V123H117ZM121 124H122V123H121ZM121 124L119 123L118 126L121 125ZM141 124H142V123H141ZM167 124H168V123H167ZM172 124H173V123H172ZM202 124H203V123H202ZM19 125H20V124H19ZM27 125H28V124H27ZM86 125H88V124L86 123ZM95 125H96V124H95ZM122 125H124V124H122ZM136 125H137V124H136ZM138 125H140V122H139ZM142 125H143V124H142ZM20 126H22V125H20ZM36 126H37V125H36ZM106 126H107V125H106ZM125 126H126V125H125ZM168 126H169V125H168ZM170 126H171V125H170ZM22 127H23V126H22ZM27 127H29V126H27ZM27 127H26V128H27ZM31 127H32V126H31ZM39 127H40V126H39ZM64 127H65V128H64ZM87 127H88V126H87ZM91 127H92V126H91ZM91 127H90V128H91ZM121 127H122V129H124L123 126H119L118 128H121ZM132 127H133V126H132ZM45 128H46V127H45ZM85 128H86V127H85ZM88 128H89V127H88ZM92 128H93V127H92ZM107 128H109V126H107ZM125 128H126V129H129V128H127V127H125ZM139 128H142V127H139ZM167 128H168V127H167ZM38 129H39V128H38ZM86 129H87V128H86ZM122 129L117 130V131H118L117 133L119 134V132H120V133L123 134L124 131L121 132ZM147 129H148V128H147ZM56 130H55V131H56ZM92 130H93V129H92ZM95 130H96V129H95ZM104 130H105V129H104ZM104 130H103V132H104ZM109 130H110V129H109ZM136 130H137V128H136ZM143 130H144V128H143ZM169 130H170V129H169ZM43 131H44V130H43ZM88 131H91V130L88 129ZM97 131H98V130H97ZM112 131H113V130H112ZM114 131H115V130H114ZM125 131H126V130H125ZM144 131H145V130H144ZM144 131H143V132H144ZM170 131H171V130H170ZM34 132H35V131H34ZM38 132H39V131H38ZM48 132H49V131H48ZM59 132H58V133H59ZM65 132H63V133H65ZM101 132H102V131H101ZM108 132H109V131H108ZM110 132H111V130H110ZM131 132H134V131H131ZM139 132H140V133H136V134H138V135L140 136V135L142 134V130H140ZM63 133H62V134H63ZM95 133H96V132H95ZM106 133H107V132H106ZM145 133H146V132H145ZM15 134H16V133H15ZM48 134H49V133H48ZM65 134H66V133H65ZM124 134L126 135L127 133H124ZM131 134H132V133H131ZM133 134H135V133H133ZM143 134H144V133H143ZM143 134H142V135H143ZM173 134H174V133H173ZM28 135H29V134H28ZM36 135H37V134H36ZM38 135H39V134H38ZM50 135H51V134H50ZM56 135H57V133H56ZM68 135H67V136H68ZM120 135H121V134H120ZM125 135H124V136H125ZM12 136H14V135H12ZM17 136H18V135H17ZM53 136H54V135H53ZM61 136H62V135H61ZM89 136H90L92 139H91ZM133 136H134V135H133ZM133 136H132V137H133ZM173 136H174V135H173ZM56 137H57V136H56ZM63 137H64V135H63ZM107 137H108V138H107ZM129 137H130V136H129ZM129 137H128V138H129ZM140 137H142V136H140ZM140 137H138V138L140 139ZM68 138H69V137H68ZM138 138H137L136 140H138ZM31 139H32V137H31ZM31 139H30V140H31ZM59 139H60V138H59ZM63 139H64V138H63ZM69 139H70V138H69ZM130 139H131V138H130ZM130 139H129V140H130ZM16 140H17V139H16ZM33 140H35V139L33 138ZM66 140H67V138H66ZM72 140H73V139H72ZM122 140H123V139H122ZM124 140H125V139H124ZM17 141H19V140H17ZM139 141H140V140H139ZM22 142H23V141H22ZM22 142H20V143H22ZM71 142H73V141H71ZM116 142L119 143V144H117ZM126 142H127V141H126ZM136 142H137V141H136ZM147 142H148V141H147ZM173 142H174V141H173ZM13 143H14V142H13ZM15 143H16V142H15ZM17 143H18V142H17ZM27 143H28V142H27ZM29 143H30V142H29ZM29 143H28V144H29ZM37 143H38V142H37ZM45 143H46V141H45ZM67 143H68V142H67ZM69 143H70V142H69ZM138 143H140V142H138ZM138 143H137V144H138ZM35 144H36V143H35ZM40 144H41V143H40ZM72 144L74 145V143H72ZM84 144H82V145H84ZM12 145H13V144H11V146H12ZM16 145H17V144H16ZM36 145H37V144H36ZM43 145H44V143H43ZM82 145H81V146H82ZM122 145H123V144H122ZM152 145H153V144H152ZM37 146H38V145H37ZM39 146H40V145H39ZM77 146H78V144H77ZM77 146H75V147H77ZM130 146H131V145H130ZM130 146H128V147H130ZM171 146H172V144H171ZM7 147H8V146H7ZM20 147H21V146H20ZM68 147H69V146H68ZM78 147H79V146H78ZM140 147H141V146H140ZM18 148H19V147H18ZM30 148H31V147H30ZM30 148H29V149H30ZM80 148H81V147H80ZM123 148H124V146H123ZM130 148H131V147H130ZM169 148H170V147H169ZM10 149H11V147H10ZM10 149H9V150H10ZM13 149H14V148H13ZM34 149H35V148H34ZM45 149H46V148H45ZM67 149H68V148H67ZM70 149H71V148H70ZM75 149H76V148H75ZM132 149H133V148H132ZM6 150H7V149H6ZM14 150H15V149H14ZM16 150H17V149H16ZM20 150H21V148H20ZM32 150H33V149H32ZM38 150H39V149H38ZM90 150H87V151H90ZM108 150H107V151H108ZM136 150H137V149H136ZM11 151H13V150L11 149ZM18 151H19V150H18ZM22 151H24V150H22ZM40 151H42V150H40ZM43 151H44V150H43ZM48 151H49V150H48ZM66 151H67V150H66ZM92 151H91V153H92ZM110 151H109V152H110ZM133 151H134V150H133ZM133 151H130V152H133ZM14 152H15V151H14ZM27 152H28V151H27ZM32 152H33V151H32ZM34 152H35V151H34ZM36 152H37V151H36ZM68 152H69V151H68ZM72 152H73V151H72ZM98 152H97V153H98ZM101 152H103V151H101ZM101 152H99V153L101 154ZM128 152H129V151H128L127 149L125 150V148H124V149H122V150L120 149V152H119V153L117 152V153H118L119 158H120V157H121V158H125V159L127 158V160H128L129 157L131 156L130 154H132V153H130V152H129V153H130V154H129ZM134 152H135V151H134ZM134 152H133V153H134ZM259 152H261V151H259ZM262 152H263V151H262ZM30 153H31V152H30ZM66 153H67V152H66ZM70 153H71V152H70ZM94 153H95V152H94ZM2 154H3V153H2ZM15 154H16V153H15ZM25 154H26V153H25ZM36 154H37V153H36ZM110 154H111V153H110ZM114 154H115V153H114ZM167 154H168V152H167ZM263 154H264V153H263ZM28 155H29V154H28ZM30 155H32V154H30ZM65 155H67V154H65ZM68 155H69V154H68ZM93 155H94V154H93ZM95 155H96V154H95ZM171 155H172V154H171ZM187 155H188V154H187ZM6 156H7V155H6ZM42 156H43V153H42ZM71 156H72V154H71ZM118 156H117V157H118ZM181 156H182V155H181ZM185 156H186V155H185ZM189 156H190V155H189ZM252 156H253V155H252ZM257 156H258V155H257ZM35 157H36V155H35ZM40 157H41V155H40ZM68 157H69V156H68ZM74 157H75V156H74ZM80 157H81V156H80ZM135 157H136V156H135ZM170 157H171V156H170ZM190 157H191V156H190ZM190 157H189V158H190ZM192 157H193V156H192ZM254 157H255V156H254ZM75 158H76V157H75ZM5 159H6V158H5ZM40 159H41V158H40ZM68 159H69V158H68ZM125 159H124V160H125ZM130 159H132V158H130ZM134 159H135V158H134ZM134 159H133V160H134ZM138 159H139V157H138ZM171 159H172V158H171ZM256 159H257V158H256ZM3 160H4V159H3ZM9 160H10V159H9ZM9 160H8V162H9ZM73 160H74V159H73ZM127 160H126V161H127ZM174 160H175V159H174ZM181 160H182V158H181ZM185 160H188V159H185V158H184V162H185ZM190 160H192V159L190 158ZM259 160H261V159H259ZM89 161H90V160H89ZM95 161H96V160H95ZM95 161H94V162H95ZM141 161H142V160H141ZM161 161H162V160H160V162H161ZM167 161H168V160H167ZM69 162H70V161H69ZM131 162H132V161H131ZM160 162H159V163H160ZM170 162H171V161H170ZM173 162H174V161H173ZM256 162H257V161H256ZM6 163H7V162H6ZM9 163H10V162H9ZM87 163H88V162H87ZM126 163H127V162H126ZM139 163H140V162H139ZM178 163H179V162H178ZM181 163H182V162H181ZM192 163H193V162H192ZM195 163H196V162H195ZM7 164H8V163H7ZM64 164H65V162H64ZM89 164H91V163H89ZM140 164H141V163H140ZM166 164H167V163H166ZM185 164H186V163H185ZM56 165H58V164H56ZM133 165H134V164H133ZM133 165H132V166H133ZM136 165H137V163H136ZM157 165H158V164H157ZM161 165H162V164H161ZM187 165H189V164H187ZM201 165H202V164H201ZM3 166H4V165H3ZM8 166H9V165H8ZM165 166H166V165H165ZM179 166H181L180 163H179ZM47 167H48V166H47ZM65 167H66V166H65ZM189 167H190V166H189ZM194 167H195V166H194ZM5 168H6V167H4V169H5ZM8 168H9V167H8ZM58 168H59V167H58ZM131 168H132V167H131ZM136 168H138V166H136ZM136 168H135V169H136ZM158 168H159V167H158ZM48 169H49V168H48ZM135 169H134V170H135ZM198 169H199V168H198ZM2 170H3V169H2ZM2 170H1V171H2ZM65 170H66V169H65ZM127 170H129V169H127ZM132 170H133V169H132ZM4 171H5V170H3V172H4ZM6 171H7V170H6ZM31 171H32V170H31ZM60 171H61V170H60ZM83 171H84V170H83ZM129 171H130V170H129ZM140 171H141V170H140ZM198 171H200V170H198ZM132 172H133V171H132ZM136 172H137V169H136ZM138 172H139V170H138ZM35 173H36V172H35ZM35 173H34V175H36ZM37 173H38V172H37ZM1 174H4V173L1 172ZM134 174H135V171H134ZM27 175H28V174H27ZM29 175H30V174H29ZM69 175H70V174H69ZM136 175H137V174H136ZM6 176H7V175H6ZM138 176H139V175H138ZM140 176H142V175L140 174ZM140 176H139V177H140ZM2 177H4V176H2ZM2 177H1V178H2ZM4 178H5V177H4ZM4 178H3V179H4ZM53 178H54V177H53ZM7 179H10V178H7ZM49 179H50V178H49ZM54 179H56V178H54ZM54 179H53V180H54ZM73 179H74V178H73ZM78 179H79V178H78ZM30 180H31V179H30ZM69 180H71V179H69ZM82 180H84V179H82ZM87 180H88V179H87ZM15 181H16V180H15ZM15 181H14V182H15ZM31 181H32V180H31ZM56 181H57V182H56ZM72 181H73V180H72ZM85 181H86V180H84V184H86ZM97 181H98V180H97ZM100 181H101V180H100ZM50 182H51V180H50ZM54 182H56V183L58 184V179L55 180ZM60 182H61V181H60ZM67 182H68V181H67ZM69 182H70V181H69ZM75 182L77 183V181H75ZM81 182H82V181H81ZM95 182H96V181H95ZM102 182H103V181H102ZM56 183H55V184H56ZM63 183H64V181H63ZM70 183H71V182H70ZM70 183H69V184H70ZM88 183H89V182H88ZM50 184H51V183H50ZM57 184H56L55 187L53 186V188H54V192L50 191L51 194H52V195L50 194V195H51V198H52V201L49 202V201H48L49 199L47 200V202L44 201V202L48 205V206H47V205L44 203L47 207L52 206V205L54 204V200H55L54 198L57 197V196L59 195V193H58V192L60 191L59 188H60V187H61V188L63 187V186H60V187H59V186H57ZM60 184H61V183H60ZM66 184H68V183H66V180H65V186H66ZM69 184L67 185L68 188H69ZM71 184H72V183H71ZM71 184H70V185H71ZM74 184H75V183H74ZM74 184H73V185H74ZM81 184H82V183H81ZM3 185H4V184H3ZM19 185H20V184H19ZM30 185H31V184H30ZM52 185H54V183H53ZM58 185H59V184H58ZM75 185H76V184H75ZM82 185H83V184H82ZM89 185H90V187L93 189V190L91 191V189L89 188L90 191H91L92 193H93V191H94V195H95L96 192H97V191H95V189H96V190H100V187H98L99 189L96 188V187L99 186V185H97L96 187L94 186L95 184L93 185L92 183L89 184ZM0 186H1V184H0ZM26 186H27V185H26ZM14 187H15V186H14ZM33 187H34V186H33ZM51 187H52V186H51ZM56 187H57V188H56ZM84 187H86V186H84ZM84 187H83V188H84ZM1 188H3V187H1ZM5 188H6V187H5ZM17 188H18V187H17ZM77 188H78V187L74 188V190L77 189ZM81 188H82V187H81ZM252 188H253V187H252ZM31 189H32V188H31ZM47 189H48V188H47ZM64 189H65V188H64ZM70 189H71V188H70ZM1 190H2V191H1ZM4 190H5L4 188H3V189H0L1 192H5V193H7V191H4ZM7 190H8V189H7ZM9 190H10V189H9ZM13 190H14V189H13ZM15 190H16V188H15ZM18 190H19V188H18ZM18 190H17V191H18ZM28 190H29V188H28ZM258 190H259V189H258ZM17 191H16V192H17ZM24 191H25V190H24ZM82 191H83V190H82ZM255 191H256V190H255ZM255 191H254V192H255ZM261 191H262V190H261ZM1 192H0V194L2 195ZM12 192H13V191H12ZM18 192L20 193V191H18ZM80 192H81V191H80ZM83 192H84V191H83ZM237 192H238V191H237ZM5 193H4V194H5ZM22 193L25 194V192H22ZM27 193H28V192H27ZM84 193H85V192H84ZM84 193H83V194H84ZM92 193H91V194H92ZM98 193H100V192L98 191ZM98 193H97V194H98ZM255 193H256V192H255ZM255 193H253V195H254ZM7 194H8V193H7ZM9 194H10V193H9ZM15 194H16V193H15ZM61 194H63V193H61ZM73 194L75 195V193H73ZM80 194H81V193H80ZM105 194H106V193H105ZM230 194H232V193H230ZM257 194H258V193H257ZM5 195H6V194H5ZM20 195H21V194H20ZM74 195H73V196H74ZM92 195H93V194H92ZM98 195L100 196L101 194H98ZM102 195H103V194H102ZM237 195H238V194H237ZM237 195H236V196H237ZM248 195H249V194H248ZM258 195H259V194H258ZM29 196H31V195H29ZM71 196H72V195H71ZM76 196H77V193H76ZM76 196H75V197H76ZM84 196H85V194H84ZM95 196H96V195H95ZM106 196H107V195H106ZM110 196H111V195H110ZM232 196H233V195H232ZM260 196H261V194L259 195V197H260ZM1 197L3 198V197H5V196L2 195ZM15 197L17 198L16 195H15ZM23 197H24V196H22V200H23ZM67 197H68V196H67ZM80 197H81V196H80ZM80 197H78V198H80ZM96 197H97V196H96ZM262 197H263V196H262ZM18 198L20 199L21 197L18 196ZM18 198H17V199H18ZM24 198H26V197H24ZM40 198H41V197H40ZM64 198H65V197H64ZM73 198H74V197H73ZM76 198H77V197H76ZM78 198H77V199H78ZM108 198H109V197H108ZM8 199H9V198H8ZM14 199H15V198H14ZM41 199H42V198H41ZM43 199H44V198H43ZM58 199H61V198H58ZM58 199H57V200H58ZM81 199H82V198H81ZM96 199H97V198H96ZM98 199H100V197H99ZM3 200H4V198H3ZM3 200H1V201H3ZM5 200H7V198H6ZM22 200L20 199V201H22ZM57 200H56V201H57ZM62 200H66V199H62ZM70 200H71V199H70ZM257 200H258V199H257ZM260 200H261V198H260ZM7 201H8V200H7ZM17 201H18V200H17ZM17 201H16V202H17ZM20 201H18V203H19ZM23 201H24V200H23ZM25 201H26V200H25ZM58 201H59V200H58ZM66 201H67V200H66ZM72 201H73V200H72ZM72 201H67V202H68V203H69V202L71 203ZM95 201H96V200H95ZM99 201H100V200H99ZM245 201H246V200H245ZM12 202H13V201H12ZM14 202H15V201H14ZM59 202H60V201H59ZM102 202H103V201H102ZM261 202H262V201H261ZM1 203H2V202H1ZM5 203H6V202H5ZM36 203H37V202H36ZM38 203H39V202H38ZM40 203H41V201H40ZM40 203H39V204H40ZM60 203H61V202H60ZM60 203H59V204H60ZM72 203H75V202H72ZM104 203H106V202L104 201ZM16 204H17V203H16ZM111 204H112V203H111ZM263 204H264V203H263ZM3 205H4V204H3ZM18 205H21V204H17V206H18ZM22 205H23V204H22ZM22 205H21V206H22ZM40 205H42V204H40ZM60 205H61V204H60ZM62 205H63V204H62ZM64 205H65V204H64ZM68 205H69V204H68ZM106 205H107V204H106ZM224 205H225V204H224ZM228 205H229V204H228ZM6 206H7V205H6ZM42 206H43V205H42ZM46 206H45V207H46ZM74 206H76V205H74ZM108 206H109V205H108ZM236 206H237V205H236ZM47 207H46V208H47ZM57 207H58V206H57ZM67 207H68V206H67ZM89 207H90V206H89ZM257 207H258V206H257ZM259 207H260V206H259ZM49 208H50V207H49ZM59 208H60V207H59ZM108 208H109V207H108ZM116 208H117V207H116ZM229 208H230V207H229ZM255 208H256V205H255ZM0 209H1V211H3V213H6V212H7V211H5V205H4V206H1V205H0ZM36 209H37V208H36ZM72 209H73V208H72ZM74 209H75V208H74ZM77 209H78V208H77ZM110 209H111V208H110ZM28 210H29V209H28ZM32 210H33V209H32ZM39 210H40V209H39ZM52 210H53V208H52ZM68 210H69V209H68ZM86 210H87V209H86ZM89 210H90V209H89ZM26 211H27V210H26ZM29 211H30V210H29ZM34 211H35V210H34ZM43 211H44V210H43ZM69 211H70V210H69ZM73 211H74V210H73ZM15 212H16V211H15ZM20 212H22V211H20ZM31 212H32V211H31ZM31 212H28V213H31ZM45 212H46V211H45ZM63 212H64V211H63ZM83 212H84V211H83ZM86 212H87V211H86ZM92 212H93V211H92ZM92 212H89V213L87 212V213H88V215H91L90 213H92ZM23 213H24V212H23ZM28 213H27V214H28ZM41 213H42V212H41ZM84 213H85V212H84ZM93 213L95 214V216H94ZM93 213H92V214H93L94 217L92 216V217H93L92 220L94 221L93 223H95L94 225H95L96 227H97V226H98V227L103 226V225H104L103 222H104L105 220L103 221L102 219H100L101 216H102V215H101L102 213L100 212V213H101V214H100L101 216L96 215L95 212H93ZM114 213H116V212H114ZM133 213H134V212H133ZM133 213H132V214H133ZM8 214H10V213H8ZM14 214H15V213H14ZM19 214H20V213H18L17 216H18ZM27 214H24V216L27 215ZM35 214H36V212H35ZM137 214H138V213H137ZM137 214H136V215H137ZM84 215H85V214H84ZM133 215H134V214H133ZM6 216H9V215H6ZM14 216H15V215H14ZM24 216H23V217H24ZM33 216H34V218L36 217L34 214H33ZM38 216H39V215H38ZM12 217H13V216H12ZM18 217H20V216H18ZM26 217H27V219H28V217H29V219L33 218V217H32L31 215H29V214H28V216H26ZM26 217H25V218H26ZM61 217H62V216H61ZM87 217L89 218V216H87ZM134 217H135V216H134ZM37 218H38V217H37ZM85 218H86V217H85ZM15 219H16V218H15ZM21 219H22V218H21ZM27 219H26V220H27ZM29 219H28V220H29ZM62 219H63V218H62ZM111 219H112V218H111ZM11 220H12V219H11ZM13 220H14V218H13ZM16 220H17V219H16ZM22 220H23V219H22ZM63 220H64V219H63ZM74 220H75V219H74ZM92 220H91V221H92ZM14 221H15V220H14ZM14 221H13V222H14ZM33 221H35V220H33ZM89 221H90V219H89ZM91 221H90V222H91ZM116 221H117V220H116ZM18 222H19V221H18ZM72 222H73V221H72ZM77 222H78V221H77ZM108 222H110V221H108ZM15 223H16V221H15ZM64 223H65V222H64ZM69 223H70V222H69ZM84 223H87V222H83L82 224L84 225ZM105 223H106V222H105ZM28 224H29V223H28ZM73 224H74V223H73ZM107 224H108V223H107ZM112 224H113V223H112ZM115 224H116V223H115ZM115 224H114V225H115ZM74 225H75V224H74ZM78 225H79V224H78ZM83 225H80V226H83ZM109 225H110V224H109ZM75 226H76V225H75ZM80 226H79V227H80ZM88 226H89V225H88ZM105 226H106V225H105ZM119 227H120V226H119ZM81 228L83 229L84 227H81ZM106 228H107V227H106ZM114 228H116V227H114ZM117 228H118V227H117ZM24 229H25V228H24ZM76 229H78V228L76 227ZM85 229H86V228H85ZM85 229H84V230H85ZM103 229H104V228H103ZM26 230H27V229H26ZM34 230H35V229H34ZM61 230H62V229H61ZM61 230L59 229V232H61ZM64 230H65V229H64ZM86 230L88 231V233H91L88 229H86ZM86 230H85V234L87 233ZM91 230H92V229H91ZM29 231H30V230H29ZM78 231H80V230H78ZM81 231H83V230H81ZM81 231H80V232H81ZM92 231H93V230H92ZM103 231H104V230H103ZM26 232H27V231H26ZM57 232H58V231H57ZM68 232H69V231H68ZM72 232H73V231H72ZM94 232H95V231H94ZM100 232H101V231H100ZM24 233H25V232H24ZM27 233H28V232H27ZM61 233H62V232H61ZM64 233H65V232H64ZM73 233H75V231H74ZM76 233H78V232H76ZM109 233H110V231H109ZM35 234H36V233H35ZM59 234H60V233H59ZM59 234H58V235H59ZM65 234H66V233H65ZM28 235H29V234H28ZM30 235H31V234H30ZM36 235H37V234H36ZM40 235H41V234H40ZM66 235H67V234H66ZM68 235H69V234H68ZM75 235H76V234H75ZM87 235H88V234H87ZM91 235H92V233H91ZM104 235H105V234H104ZM32 236H33V235H32ZM38 236H39V235H38ZM94 236H95V235H94ZM42 237H43V236H42ZM42 237H41V238H42ZM4 238H6V237H4ZM4 238H3V239H4ZM39 238H40V237H39ZM6 240H7V239H6ZM31 240H32V238H31ZM40 240H42V239H40ZM0 241H1V240H0ZM3 241H4V244H5L6 241H5V240H3ZM7 241H8V245H9V240H7ZM42 242H43V241H42ZM1 243H3V242H1ZM37 243H38V241H37ZM39 243H40V242H39ZM5 245H6V244H5ZM34 245H35V244H34ZM38 245H40V244H38ZM41 245H42V243H41ZM43 245H44V244H43ZM12 246H13V245H12ZM31 246L33 247V245H31ZM43 247H44V246H43ZM11 248L13 249V247H11ZM36 248H37V247H36ZM41 248H42V247H41ZM45 248H46V247H45ZM45 248H44V249H45ZM38 250H39V249H38ZM13 251H14V250H13ZM40 252H41V251H40ZM44 252H45V251H44ZM44 252H43V253H44ZM168 252H169V251H168ZM43 255H44V254H43ZM164 255H165V254H164ZM166 255H167V254H166ZM46 256H47V254H46ZM62 257H63V256H62ZM167 257L169 258V256H167ZM109 258H110V257H109ZM164 259H165V258H164ZM166 259H167V258H166ZM107 262H108V261H107ZM114 264H115V263H114Z\"/></svg>","mask_w":264,"mask_h":264}]
</instances>
